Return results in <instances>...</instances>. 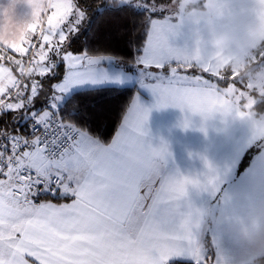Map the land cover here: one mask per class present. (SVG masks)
Instances as JSON below:
<instances>
[{
  "label": "snow or ice",
  "instance_id": "1",
  "mask_svg": "<svg viewBox=\"0 0 264 264\" xmlns=\"http://www.w3.org/2000/svg\"><path fill=\"white\" fill-rule=\"evenodd\" d=\"M16 3L0 10V264H209L205 236L215 264H264V246L231 228L264 208V0H179L171 14L161 0H26L23 21ZM189 4L215 6L218 24L251 32L252 44L214 47L186 25ZM117 44L130 60L112 54ZM89 96L127 97L109 143L92 131L107 125ZM168 107L185 128L219 117L249 135L221 164L201 156L203 170L186 174L148 127ZM217 216L220 227L205 225Z\"/></svg>",
  "mask_w": 264,
  "mask_h": 264
},
{
  "label": "crops",
  "instance_id": "2",
  "mask_svg": "<svg viewBox=\"0 0 264 264\" xmlns=\"http://www.w3.org/2000/svg\"><path fill=\"white\" fill-rule=\"evenodd\" d=\"M10 3L11 0H0V10H2L3 8H7ZM196 8L197 7H195L194 11H197ZM213 8L214 6L201 8L203 18L206 16L211 17V19L207 23H203L202 20L201 26L206 31H208L211 36H213L210 40V44L214 46V38L217 34L231 32V30L234 29L232 27H221L217 22V13L213 11ZM189 9L191 8L189 7ZM30 11L31 9L26 3V0H17V3L13 10V17L18 21L26 20L30 16ZM197 16H200V13L197 14ZM0 19H3L2 15H0ZM3 22L5 24L7 32L12 33L15 31L14 20L9 21L5 19ZM233 35L235 36V34ZM244 35H247V37L250 38L251 41H253L254 37L251 32L245 33ZM237 45V43H234L231 50L229 51H237ZM247 48L249 47H245L244 49ZM140 96L146 106H151L155 103V97H153L152 94L146 90H141ZM194 120L195 123L193 124V126L185 128L183 127L184 113L179 108L168 107L164 109H153L150 114L148 123V127L151 131L152 136L155 138V142L159 143L160 140H163L168 143L173 156L172 167H178L186 174L203 170L204 165L203 161L200 159L201 156H206L213 164L217 157L221 158L222 160H225L228 157V153L216 152L220 147H218L216 150H213L211 148L210 131L211 128L214 127V122L216 125H219L221 127H229V131L224 130V139L226 142L223 139L219 138L221 143V151L226 145L235 146L237 143L243 141L245 139V136L249 134L248 125L239 120L229 119L228 123L225 124L222 122L221 118L217 117V119L208 122L205 130H202L201 128V118L199 116H196ZM212 150L214 151V153L212 152ZM67 202L69 201L63 203ZM177 210H180L178 206ZM243 221L244 219H236L232 222L231 225L232 228H234L235 226L234 229L236 231L235 233L237 235L238 242H241L242 237L244 236V234L237 232L242 229ZM222 224L223 220L221 218H217L213 226L220 227ZM262 232H264V226L262 228ZM203 240L205 241V238H203ZM212 264H215V259Z\"/></svg>",
  "mask_w": 264,
  "mask_h": 264
},
{
  "label": "rangeland",
  "instance_id": "3",
  "mask_svg": "<svg viewBox=\"0 0 264 264\" xmlns=\"http://www.w3.org/2000/svg\"><path fill=\"white\" fill-rule=\"evenodd\" d=\"M179 2V0H175L172 5L169 7L170 8V11L167 12L168 14H171V13H174L175 10H176V5L177 3ZM189 7L191 9H189ZM199 8V9H198ZM203 7H197L196 10L197 11H194L195 10V7H193L191 4L188 5V7L185 9V16H186V25H189V26H194L198 23H200V25H202V20H203V16H202V9ZM200 13V16H197V14ZM225 27H230L228 26L227 24H225ZM231 32L233 34H235V37L237 38H240V39H245V40H249L248 43L246 44H238L237 45V51H243V49L245 47H249L253 41H251L247 35H244V34H239L237 33V31L235 30H231ZM208 33V40L210 42L211 38L213 36L210 35V33L207 31ZM251 41V43H250ZM261 42V40H256V43L259 44ZM250 43V44H249ZM245 50V49H244ZM255 67V65H252L251 67H244V66H241V72L243 74H253V68ZM238 88H241L242 89V86L241 85H237ZM243 90V89H242ZM222 130V131H221ZM224 130H227L229 131V127L227 126L226 127H221L219 125H216L215 122H214V127L211 128V131H210V136H211V148L214 150H216L218 147H220L216 152H220V153H228L230 154L232 148L234 147V145H226L223 150L221 151V143H220V140L219 138L224 139ZM249 134H247L248 136ZM209 136V134H208ZM245 136V138L247 137ZM226 142V141H225ZM212 150V152L214 153V151ZM219 154V153H218ZM224 160H222L221 158L217 157L214 164L216 165H219L220 163H222ZM242 178H243V171L239 172V169L236 170L235 174H234V180L237 181V182H240L242 181ZM219 219L220 217L217 216L215 218H209L208 220H206L204 223L206 226H213L214 222L216 219ZM260 219V220H258ZM264 226V208H258L256 209L249 218H245L243 223H242V229L240 231H237L238 233H241V234H244L245 235H248V234H251L253 232H257V231H262V228ZM232 228V226H231ZM235 228V226H234ZM232 228V231L234 233V237L235 239L238 241V238H237V235H236V231L235 229ZM209 237V236H205V240L206 238ZM240 244H246V245H261V246H264V242H258V243H252V242H246L244 240H242L241 242H239Z\"/></svg>",
  "mask_w": 264,
  "mask_h": 264
},
{
  "label": "trees",
  "instance_id": "4",
  "mask_svg": "<svg viewBox=\"0 0 264 264\" xmlns=\"http://www.w3.org/2000/svg\"><path fill=\"white\" fill-rule=\"evenodd\" d=\"M175 0H161V2L167 6H171ZM165 14H168L167 12ZM113 55H116L122 59L130 60L131 53L123 44H117L114 46ZM254 72V70H253ZM221 87H226V85H221ZM85 103H95L99 106L98 119L106 123V128L103 134L96 132L92 129L94 134L99 135L100 138L105 142L109 143L115 135V131L118 130L119 124L121 122V105L127 103V97H121L118 100H109L105 97H86ZM246 160L241 161V168L245 166ZM238 168L239 172L243 169ZM60 203L66 201H59ZM205 246L208 248V255L210 257L209 264H212L215 259V250L211 246L210 236L204 241Z\"/></svg>",
  "mask_w": 264,
  "mask_h": 264
},
{
  "label": "clouds",
  "instance_id": "5",
  "mask_svg": "<svg viewBox=\"0 0 264 264\" xmlns=\"http://www.w3.org/2000/svg\"><path fill=\"white\" fill-rule=\"evenodd\" d=\"M213 11L217 13V8L214 6ZM250 39V38H249ZM249 40L240 39L235 37L231 32L219 33L214 38V46L225 51L231 50L234 43L246 44ZM177 206L180 210H183L191 206V202L187 199L177 202ZM242 240L246 242L258 243L264 242V232L257 231L242 237Z\"/></svg>",
  "mask_w": 264,
  "mask_h": 264
}]
</instances>
